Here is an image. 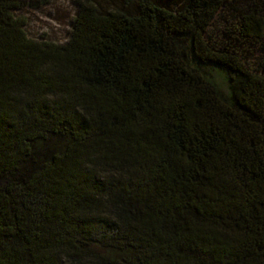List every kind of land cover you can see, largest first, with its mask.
<instances>
[{
    "label": "trees",
    "instance_id": "16d2710c",
    "mask_svg": "<svg viewBox=\"0 0 264 264\" xmlns=\"http://www.w3.org/2000/svg\"><path fill=\"white\" fill-rule=\"evenodd\" d=\"M47 3L0 0V264H264V0Z\"/></svg>",
    "mask_w": 264,
    "mask_h": 264
},
{
    "label": "rangeland",
    "instance_id": "374dc122",
    "mask_svg": "<svg viewBox=\"0 0 264 264\" xmlns=\"http://www.w3.org/2000/svg\"><path fill=\"white\" fill-rule=\"evenodd\" d=\"M73 0H48L47 5L36 10L27 9V30L33 36L44 34L49 39H62L68 28L67 21L73 14Z\"/></svg>",
    "mask_w": 264,
    "mask_h": 264
}]
</instances>
